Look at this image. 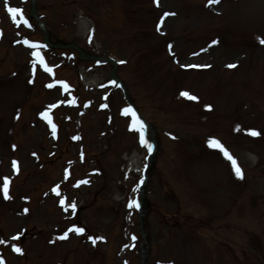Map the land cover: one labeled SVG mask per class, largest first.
<instances>
[{
    "label": "rangeland",
    "instance_id": "1",
    "mask_svg": "<svg viewBox=\"0 0 264 264\" xmlns=\"http://www.w3.org/2000/svg\"><path fill=\"white\" fill-rule=\"evenodd\" d=\"M36 5L30 29L6 8L29 15L31 0H0V264H142L146 250L145 264H264V0ZM79 16L92 19L91 34ZM44 28L53 43L116 58L150 143L154 130L146 249L139 210L128 206L139 202L145 179L141 170L127 177L124 158L136 152L142 166L148 162L141 118L110 78L111 64L41 46L54 78L40 67L19 39L41 42ZM83 68L100 87L84 85ZM48 105L55 133L38 119ZM210 139L237 161L242 178Z\"/></svg>",
    "mask_w": 264,
    "mask_h": 264
},
{
    "label": "snow or ice",
    "instance_id": "2",
    "mask_svg": "<svg viewBox=\"0 0 264 264\" xmlns=\"http://www.w3.org/2000/svg\"><path fill=\"white\" fill-rule=\"evenodd\" d=\"M156 2H157V5H158V4H159V0H156ZM218 2H219V0H210V4H211V3H218ZM5 3H6V5H7V0H5ZM7 11H8V13L11 15L13 21H16L18 15H20V16L22 17V10L19 9V8H14V7H10V6H9V7H7ZM167 15H174V13H172V14H168V13H166L165 16H167ZM23 23L27 25V24H28V21L25 19V20H23ZM29 26H30V25H29ZM260 42H261L262 44H264V40H261ZM25 43H27V41H25ZM214 43H216V42H214ZM30 46L33 47V48H37V47H39V45H36V44H32V45H30ZM169 47H171V46H169ZM34 55H35V53H34ZM228 67H236V65H229ZM45 70H46V71H49V72L52 71V69L47 68V67H46ZM48 87H53V85L50 84V85H48ZM181 95L187 97V98L190 99V100H197V99H198L197 97H195V96H193V95H190L188 92H182ZM124 111H125V113L127 114L129 111H131V109H125ZM136 123L139 124V130H140V132H141V144H142V146L147 147L148 150H149V152H151V150H152V146H151L150 144L147 143V141L145 140L144 135H143V132H144V125H143V122L138 120ZM53 132L55 133V128H53ZM249 134L252 135V136H258V135H260V133L257 132V131H250ZM208 143H209V145L212 146V147H217V148H219L220 151L224 153V156H225L228 160L231 161L232 166H233V168H234V170H235V172H236V175H237L238 177L242 178V171H241V169L239 168V166H238V164H237V161H236V160L231 156V154H230V153H229V152H228V151H227V150H226V149L220 144V142L217 141V140H215V139H210V140L208 141ZM14 167H15V163H14ZM80 183H87V181H81ZM141 183H143V181H141ZM3 191H4L5 198H10V197L8 196V183H7V182H5V184H4V186H3ZM57 194L59 195V193H57ZM64 203H65V201H64V200H61V205H62V206L64 205ZM70 206H71V208L74 210V209L76 208V204H75V202H71V205H70ZM128 206H129L130 208L133 207V206H135V207H139V204H138L136 201H130L129 204H128ZM70 231H75L77 234H80V233H83L85 230H84L83 228H73V229H70ZM65 238H67V232H66L63 236L60 237V239H65ZM13 239H18V237H14ZM95 242H96L95 239H93V243H95ZM0 243H3V241H0ZM14 251H16L17 253H20V252H21V249H20L19 247H15V246H14Z\"/></svg>",
    "mask_w": 264,
    "mask_h": 264
},
{
    "label": "bare ground",
    "instance_id": "3",
    "mask_svg": "<svg viewBox=\"0 0 264 264\" xmlns=\"http://www.w3.org/2000/svg\"><path fill=\"white\" fill-rule=\"evenodd\" d=\"M170 20H168L169 22ZM167 22V23H168ZM80 26L82 29L84 30H87L88 32L90 31V21L88 19H84L82 18L80 20ZM210 53V50H208V52H205V53H202L200 52L198 55H197V59L199 58H206L208 56V54ZM84 81L86 82L87 85H94V84H98L99 81L96 77H92V78H87V77H84ZM137 163H139V156L137 154H135L133 156V160L131 161V167H134Z\"/></svg>",
    "mask_w": 264,
    "mask_h": 264
},
{
    "label": "water",
    "instance_id": "4",
    "mask_svg": "<svg viewBox=\"0 0 264 264\" xmlns=\"http://www.w3.org/2000/svg\"><path fill=\"white\" fill-rule=\"evenodd\" d=\"M115 71H116V68L113 69V71H112V76H113L114 78L117 79V76H116ZM145 202H146V199H145V197H144V195H143V196H142V202H141L142 206L144 205Z\"/></svg>",
    "mask_w": 264,
    "mask_h": 264
}]
</instances>
